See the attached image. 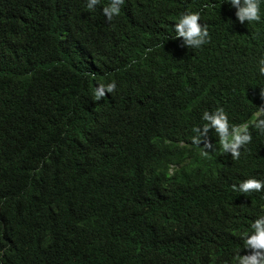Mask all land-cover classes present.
<instances>
[{"label":"trees","instance_id":"trees-1","mask_svg":"<svg viewBox=\"0 0 264 264\" xmlns=\"http://www.w3.org/2000/svg\"><path fill=\"white\" fill-rule=\"evenodd\" d=\"M88 2L0 0V264L252 254L244 239L264 190L238 189L264 180V132L250 124L264 11L250 24L231 0H121L109 19L110 0ZM197 10L207 35L186 44L175 23ZM218 108L250 125L238 159L204 128Z\"/></svg>","mask_w":264,"mask_h":264},{"label":"clouds","instance_id":"clouds-1","mask_svg":"<svg viewBox=\"0 0 264 264\" xmlns=\"http://www.w3.org/2000/svg\"><path fill=\"white\" fill-rule=\"evenodd\" d=\"M120 2L121 0H110L108 5L103 7V12L109 19L119 14L117 5ZM98 3H100V0H89L86 6L88 9H92L93 5ZM231 3L238 8L236 16L240 22H243L245 19L250 24L261 21L262 11H264L261 6L264 5V0H231ZM198 21H201V12L199 10L181 13L178 21L175 23V36L183 37L186 44L201 43L202 35H207V29L202 30ZM259 65V72L264 75V58L259 61ZM176 79H174V82H176ZM115 88V83H111L106 87L98 85L95 88L96 99L100 100L106 91L112 92ZM259 99V107L253 114V120L250 121V124H253L259 131L264 132V91L261 92ZM204 119L206 121L204 124L205 130L213 127L219 136V143L222 150H230L233 158L238 159L241 152L237 151V149L247 145L252 140L251 133L247 131L250 127L249 123L246 122L243 125L237 126L230 125L228 116L223 108H218L216 114L211 117L205 112ZM95 120L97 122L100 121L98 118H95ZM230 128L233 129L232 132L229 131ZM261 190H264V180L256 179H248L238 189L239 192L244 194L259 192ZM250 227L251 231L244 239V249L246 251L251 249L252 254L244 256L237 254L235 264H264V214H260L259 218L252 222ZM134 264L138 263L134 262Z\"/></svg>","mask_w":264,"mask_h":264}]
</instances>
